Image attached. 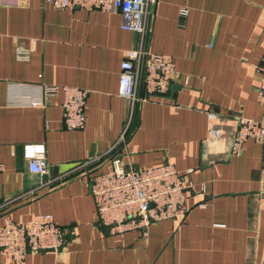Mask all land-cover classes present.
Listing matches in <instances>:
<instances>
[{
  "label": "crops",
  "instance_id": "obj_1",
  "mask_svg": "<svg viewBox=\"0 0 264 264\" xmlns=\"http://www.w3.org/2000/svg\"><path fill=\"white\" fill-rule=\"evenodd\" d=\"M120 26L119 14L67 12L42 0L0 6V225L51 214L70 231L60 252L31 253L23 264H261L264 140L249 139L229 155L231 124L218 126L220 143L206 138L211 113L264 116L256 91L264 0H157L143 36ZM16 47L30 50L27 60L16 59ZM139 48L170 56L176 73L163 96L143 101L142 61L130 101L117 93L119 66ZM39 85L86 91L84 129L64 128L61 91L29 105ZM27 144L44 146L46 174L29 172ZM112 155L124 169L191 170L185 216L153 223L144 235L109 233L89 174L108 171ZM0 264L12 263L0 256Z\"/></svg>",
  "mask_w": 264,
  "mask_h": 264
},
{
  "label": "built area",
  "instance_id": "obj_2",
  "mask_svg": "<svg viewBox=\"0 0 264 264\" xmlns=\"http://www.w3.org/2000/svg\"><path fill=\"white\" fill-rule=\"evenodd\" d=\"M24 0H0V6L19 7ZM56 10L72 12L76 9L119 14L121 29L143 36L145 19L150 5L157 0H42ZM186 9L180 10L185 16ZM28 48L16 47L17 60H27ZM143 61L141 76L144 97H161L170 88L175 77V64L170 56L145 52L141 48L130 50L120 63L118 96L130 101L136 100V87L140 78L139 64ZM259 85L257 96L264 98V64L258 67ZM30 93L33 92L30 86ZM40 97L27 100L29 105L43 106L44 99L61 91L62 124L68 131H80L85 127L84 106L86 91L78 87L39 85ZM31 97V96H30ZM29 97V98H30ZM231 124L232 135L227 152L236 155L244 143L251 139L264 140V116L260 119H246L241 115L219 118L209 114L207 143L221 141L218 126ZM123 135L119 143H123ZM118 143V144H119ZM30 173L42 176L47 173L48 164L42 144L23 146ZM108 171L90 173V195L100 224L109 233L138 230L143 235L153 223L163 220L180 221L187 212L186 190L192 188L187 174L178 172L170 163L155 167L124 169L120 159L110 156ZM212 162L213 160H208ZM2 165H0V170ZM70 231L56 224L51 214H42L28 222H14L5 217L0 225V256L12 264H23L31 253L43 251L60 252Z\"/></svg>",
  "mask_w": 264,
  "mask_h": 264
},
{
  "label": "water",
  "instance_id": "obj_3",
  "mask_svg": "<svg viewBox=\"0 0 264 264\" xmlns=\"http://www.w3.org/2000/svg\"><path fill=\"white\" fill-rule=\"evenodd\" d=\"M261 264H264V250H263V255H262Z\"/></svg>",
  "mask_w": 264,
  "mask_h": 264
},
{
  "label": "trees",
  "instance_id": "obj_4",
  "mask_svg": "<svg viewBox=\"0 0 264 264\" xmlns=\"http://www.w3.org/2000/svg\"><path fill=\"white\" fill-rule=\"evenodd\" d=\"M143 84V83H142ZM143 92H144V89H143Z\"/></svg>",
  "mask_w": 264,
  "mask_h": 264
}]
</instances>
